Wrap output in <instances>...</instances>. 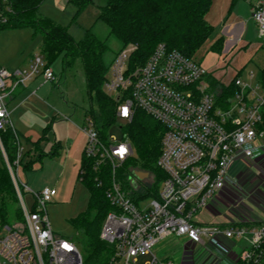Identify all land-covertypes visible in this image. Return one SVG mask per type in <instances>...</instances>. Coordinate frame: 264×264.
Instances as JSON below:
<instances>
[{
    "label": "built area",
    "instance_id": "1",
    "mask_svg": "<svg viewBox=\"0 0 264 264\" xmlns=\"http://www.w3.org/2000/svg\"><path fill=\"white\" fill-rule=\"evenodd\" d=\"M253 19L264 40V0H255ZM134 51L127 47L115 56L104 89L118 103V121L128 124L140 110L164 128L157 167L165 178L150 181L153 176L148 173L140 181L136 171L122 178L120 171L134 154L130 139L126 133L120 143L114 137L104 138L92 118L85 117L84 156L99 174L109 169L111 179L105 193L113 210L100 234L113 247L109 264H172L158 261L153 251L173 236L187 239L185 250L196 264L199 258L202 264H223L226 256L230 258L232 252L215 249L221 242L239 250L235 264H259L264 260V222L235 219L222 226L200 224L198 216L207 213L227 190L237 188V167L264 163V85L259 79L247 84L241 77L234 78L236 93L223 108L209 80L213 75L196 58L160 44L143 66L134 68ZM38 76L45 83L56 81L44 55H36L24 69L0 67V154L23 217L16 228L0 220V264H84L76 244L56 235L50 226L47 204L57 191L45 188L35 193L19 178L26 150L11 121L9 101ZM8 129L14 133L13 162L3 139ZM156 186L161 187L151 195ZM24 192L33 198L31 209Z\"/></svg>",
    "mask_w": 264,
    "mask_h": 264
},
{
    "label": "rangeland",
    "instance_id": "2",
    "mask_svg": "<svg viewBox=\"0 0 264 264\" xmlns=\"http://www.w3.org/2000/svg\"><path fill=\"white\" fill-rule=\"evenodd\" d=\"M107 1L87 0L81 7L77 0L74 2L45 0L40 6L38 16L66 28L77 41L84 39L86 31L91 30L108 46L104 61L109 67L115 55L121 51L122 45L110 35L107 25L97 20L101 7L105 6ZM211 26L215 32L197 53V61L225 85L231 84L241 71V76L247 84H256L260 71L264 69V47L257 42L255 33L252 31L248 39H244L243 47L232 50L233 45L228 52L218 54L212 50V47L216 42L219 27ZM43 37V32L33 27L0 30V67L11 71L24 69L36 55H43ZM249 43H251L249 48L244 49V46ZM50 67L56 75V81L45 83L40 76L39 84L34 87L36 95L33 98L22 103L17 109H15L16 103L10 105L11 121L21 133L19 136L26 153L32 150L30 156H24L25 163L30 160L35 162L29 169L20 167V181L35 193L45 188L57 191V196L47 204L50 226L56 235L73 241L80 233H77L72 222L83 215L92 218L95 215V212H88L90 193L79 181L81 157L74 152L77 143L81 140L80 128L84 125V117L91 104L80 61L68 65L64 55H61L53 59ZM51 124L52 129L46 133L47 139L41 142L40 146L47 156L39 162V153L34 152L32 140L42 138L45 128ZM126 127L125 122L118 121L106 131L105 137H114L117 143H120L124 140ZM26 136L32 140L25 138ZM71 138L74 139L73 145L68 143ZM57 143L61 146L58 153L51 157ZM132 158L140 161L135 148ZM3 164L0 154V166ZM150 174L153 176L150 181L157 178L154 174ZM234 174L238 177L237 188L227 190L220 200L211 205L207 213L199 214V216L205 215L212 221L228 219L233 222L236 219L242 223H263L264 163H247L245 166L237 167ZM2 194L5 202L16 210L18 205L12 196L7 192ZM24 198L27 207L31 209L33 206L31 194L24 192ZM152 198L149 197L148 200ZM2 225L5 224L2 223ZM186 243L187 239L184 237L165 238L158 243L153 253L161 262L196 264V259H193L192 254L185 250ZM215 247L217 251H223L228 255L232 252L230 258L226 256L223 264L237 262L238 251L233 249L232 245L221 242L215 244ZM202 260L199 258L197 264H202Z\"/></svg>",
    "mask_w": 264,
    "mask_h": 264
},
{
    "label": "trees",
    "instance_id": "3",
    "mask_svg": "<svg viewBox=\"0 0 264 264\" xmlns=\"http://www.w3.org/2000/svg\"><path fill=\"white\" fill-rule=\"evenodd\" d=\"M44 2L45 0H0V30L26 27L41 30L44 35L42 54L48 67L54 58L61 55H64L68 65L76 61L81 62L91 104L86 116L92 118L97 130L105 138L106 131L118 122V103L104 89L110 68L104 61L108 46L91 30L86 31L84 39L77 41L66 28L39 17L38 11ZM77 2L82 7L87 0ZM212 4L213 0H108L105 6L101 7L97 20L106 24L110 35L121 43V51L127 47L135 48L131 56V65L136 68L143 66L160 44H165L169 51H178L186 57L196 58L197 53L215 32L206 20ZM224 46L225 39L220 38L212 50L221 54ZM241 74L242 71L237 76L241 77ZM209 80L219 104L227 108V100L236 93L235 86L233 83L225 85L213 76H210ZM259 81L264 85V69L260 71ZM51 129L52 124L45 128L42 138L33 141L34 152L39 153V162L47 156L40 146L41 142L47 139L46 133ZM125 133L136 149L140 161L130 159L120 171L122 178L123 174L124 177H130L133 171L138 169L154 174L159 182L163 181L165 176L159 171L157 161L161 153L164 128L138 110L133 120L127 124ZM3 139L10 161L13 162L15 160L13 131L8 129L3 134ZM60 146L58 143L55 144L51 157L58 153ZM31 151L29 150L25 156H30ZM25 158L21 164L24 169H29L35 162L30 160L25 163ZM109 176V169L99 174L94 170L92 162L83 156L78 177L90 193L88 212H95V215L93 218L80 216L72 223L77 233H80L73 242L80 250L84 264H109L113 255V247L100 239L104 221L113 210L105 193L111 181ZM158 188L159 186H156L155 190ZM3 192L10 194L17 203L12 181L4 164L0 166V220L3 224L16 228L23 223L22 213L18 208L14 210L5 202ZM259 264H264V260Z\"/></svg>",
    "mask_w": 264,
    "mask_h": 264
},
{
    "label": "crops",
    "instance_id": "4",
    "mask_svg": "<svg viewBox=\"0 0 264 264\" xmlns=\"http://www.w3.org/2000/svg\"><path fill=\"white\" fill-rule=\"evenodd\" d=\"M254 6H255V0H213L212 7L206 16V20L210 25L219 27L216 41L219 40L220 38L225 39V46L222 53L228 52L229 48L232 47L233 45L234 46L232 50H234V48L236 49L238 47H243L244 44L242 42H245V40L248 39L252 31L255 33L257 42L259 44H262V47H264V40L260 38L258 33V27L253 19ZM250 45L251 43L246 44L244 46V49L249 48ZM32 59L30 60V62L32 61ZM30 62L26 65V67L30 64ZM39 82H40V76L36 77L33 81H31L27 85V87L19 89L14 95V97L9 101V110L11 104L16 103L15 109H17L18 107H20L22 103H25L29 99L33 98L36 95V91L34 90L35 89L34 87H36L39 84ZM220 82L223 83L222 81ZM11 117H12V112H11ZM17 132L21 136V133L18 130ZM80 133H81V140L79 141V143H77V147L74 152L76 155H80L81 164H82V159L84 156V148L86 145V136L81 131V128H80ZM27 137L28 136H26L25 138ZM29 140H32V138H29ZM68 143L70 145H73L74 139L72 138L69 139ZM81 164L79 170L81 168ZM198 222L200 224H214V225L223 226V225H227L231 221H229L228 219L225 220L216 219L212 221L210 220V218H206V216L203 215V216H198ZM255 224H260V223H255ZM235 250L238 251L239 253L238 249Z\"/></svg>",
    "mask_w": 264,
    "mask_h": 264
},
{
    "label": "water",
    "instance_id": "5",
    "mask_svg": "<svg viewBox=\"0 0 264 264\" xmlns=\"http://www.w3.org/2000/svg\"><path fill=\"white\" fill-rule=\"evenodd\" d=\"M134 176H135L138 180L143 181V180H145V179L148 178L149 174L146 173V172H142V171H136V172H134Z\"/></svg>",
    "mask_w": 264,
    "mask_h": 264
},
{
    "label": "snow or ice",
    "instance_id": "6",
    "mask_svg": "<svg viewBox=\"0 0 264 264\" xmlns=\"http://www.w3.org/2000/svg\"><path fill=\"white\" fill-rule=\"evenodd\" d=\"M125 114H127V110H125Z\"/></svg>",
    "mask_w": 264,
    "mask_h": 264
}]
</instances>
